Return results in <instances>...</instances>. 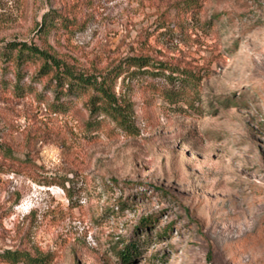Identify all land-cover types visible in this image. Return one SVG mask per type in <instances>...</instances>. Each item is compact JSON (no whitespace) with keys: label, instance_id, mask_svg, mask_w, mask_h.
Returning <instances> with one entry per match:
<instances>
[{"label":"rangeland","instance_id":"rangeland-1","mask_svg":"<svg viewBox=\"0 0 264 264\" xmlns=\"http://www.w3.org/2000/svg\"><path fill=\"white\" fill-rule=\"evenodd\" d=\"M183 1L0 0V253L264 264V0ZM9 43L85 74L150 57L117 87L134 128Z\"/></svg>","mask_w":264,"mask_h":264},{"label":"trees","instance_id":"trees-1","mask_svg":"<svg viewBox=\"0 0 264 264\" xmlns=\"http://www.w3.org/2000/svg\"><path fill=\"white\" fill-rule=\"evenodd\" d=\"M193 4V0H187L179 5L187 10ZM8 48L16 50L19 58H22L24 54L40 58L43 61L40 67L42 74L44 76L52 74L51 79L56 83V89L64 90L67 87L69 95L75 94L76 96L91 91L92 95L88 100L89 124L94 118L107 117L123 130L131 131L134 128L132 103L123 94L117 92V87L124 88L126 82L135 75L136 69L144 70L152 66L150 57H127L103 73L85 74L74 70L56 56L35 45L9 43ZM154 66L157 67L155 64ZM161 70L169 69L161 68ZM175 72L172 71V74ZM0 150H2L1 147ZM7 157L12 158L9 154ZM126 255L123 257L128 261L129 258H126L128 256ZM0 259L6 264H44L40 257L19 250H4L0 253Z\"/></svg>","mask_w":264,"mask_h":264}]
</instances>
